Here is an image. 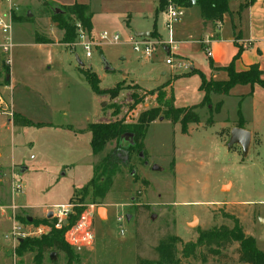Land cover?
I'll use <instances>...</instances> for the list:
<instances>
[{"label": "rangeland", "instance_id": "1", "mask_svg": "<svg viewBox=\"0 0 264 264\" xmlns=\"http://www.w3.org/2000/svg\"><path fill=\"white\" fill-rule=\"evenodd\" d=\"M74 2L89 5L95 32L92 28L91 58L76 41L61 42L64 32L56 16L65 15L74 25L76 19L65 12ZM168 2L159 10V0H15L19 11L12 64L0 56V264H34V254L19 256V245L14 250L6 238L13 215L29 235L25 239L40 238L50 232L44 227L49 224H26L23 218L47 220L44 211L69 202L78 208H97L91 220L95 241L72 248L74 264H136L137 256L154 260L155 248L165 236L195 242L200 232L233 228L235 222L264 252V122L259 129L248 125L260 130V136L253 135L247 156L240 145L228 147L239 110L249 103L242 102V87L228 96L212 95V104L197 110L200 123L191 125L187 135L181 133L180 124L155 120L143 140L144 150L131 154L105 201L83 193L104 157L112 151L124 156L121 150L129 149L124 138L94 156L88 125L134 124L145 110L192 107L203 101L200 76L188 74L193 66L209 78L207 53L198 43L206 38L198 6L183 8L174 27L178 50L171 56L160 46L148 59L129 43L135 34H152L155 26L150 39L168 42ZM231 9H236V1ZM223 22L229 27L227 16ZM102 32L119 35V44H99ZM44 40L52 44L37 43ZM169 58L173 65L166 63ZM83 70L96 73L107 94L96 95ZM7 72H12V83ZM116 90L119 93H113ZM16 116L32 125L15 126ZM155 166L162 170L154 171ZM15 183L22 186L21 193L14 192ZM194 219L196 224L190 226ZM238 246H231L222 257L182 264H239ZM178 250L181 257V245ZM53 253L56 259L51 261L48 253L44 264H67L64 253Z\"/></svg>", "mask_w": 264, "mask_h": 264}, {"label": "trees", "instance_id": "2", "mask_svg": "<svg viewBox=\"0 0 264 264\" xmlns=\"http://www.w3.org/2000/svg\"><path fill=\"white\" fill-rule=\"evenodd\" d=\"M175 1H177L178 6L185 8L187 0ZM230 2L231 0H196V6L201 9L203 26L206 27L208 24L218 25L223 22L225 15L230 12ZM166 3L167 0H159V10H163ZM243 8L244 5H241L240 11H242ZM65 12L66 15L76 19V23L71 25L65 15L56 16V21L59 24V29L64 32L61 41L62 44L72 45L78 40V34L75 27L77 23H80L89 34L92 31L90 9L87 5L75 3L72 6L67 7ZM16 18L17 17H15V22ZM154 30L155 31L152 32L151 37H153L157 31L156 26ZM37 43L52 44L49 40H44L42 43H39L38 41ZM203 48L204 50L206 49L205 46ZM240 56L241 50L229 66L218 69L215 68V70L226 73L227 79L225 81L208 79L203 73L196 69L189 70V75L198 74L201 79L199 89L204 94V98L199 105L183 108H174L168 105L164 109L162 107L148 109L139 115L137 122L134 124H126L121 121L118 123L88 125L87 130L91 134V146L94 156L101 155L105 151L107 145L112 141H116L117 144H119L120 139L124 134H133L134 143L132 146H129L128 157H124L125 155L123 156L112 151L101 160V162L95 167L96 174L94 178L83 189L84 195L88 196L89 194H92V199L100 203L105 201L111 187L113 186L114 179L120 173V170L123 167L128 166L130 163L131 154L134 152L139 154L144 150L143 140L150 124L155 120L163 118L170 120L174 124H180L181 133L187 135L191 125L200 123V117L197 110L211 105L212 95L228 96L231 90L236 86L260 85L264 88L263 73L258 64L250 66L246 71H236L235 62ZM209 59L211 58L209 57ZM210 66H213L211 60ZM83 72L85 73L92 91L96 95L103 96L107 94L100 89V80L96 73L89 70H83ZM8 74L9 73L7 72V81H9ZM152 92V95L156 94V91ZM113 93L117 94L119 91L116 90ZM219 104L222 105V103ZM13 124L15 126L32 125V123L26 118L18 116L13 117ZM235 127L243 128L244 125L242 120H240ZM82 211L83 208H77L75 210L76 216L69 221V226L62 231L55 230L54 227H51L50 232L40 238L24 239L18 246L17 254L19 256H23L27 253L34 254V264H44L46 254L50 253L51 255L53 252H60L65 254L67 264H74L76 258L72 247L65 242L64 234L76 223ZM23 219L26 224H31L27 221L26 217ZM33 222L38 224H49L48 220L40 221L33 219ZM234 244L239 245L236 251L239 264H264V252L256 247L255 240L252 237L246 236L241 225L237 222L234 223L233 228L221 226L202 231L195 242L184 243L176 236H165L159 241L155 248L154 260L143 259L140 256H137L136 264H182L184 260L190 259H201L203 262H206L208 258L222 257L223 252L228 250ZM179 245L182 246L181 257L179 256Z\"/></svg>", "mask_w": 264, "mask_h": 264}, {"label": "crops", "instance_id": "3", "mask_svg": "<svg viewBox=\"0 0 264 264\" xmlns=\"http://www.w3.org/2000/svg\"><path fill=\"white\" fill-rule=\"evenodd\" d=\"M233 1H236L235 10L231 9V3ZM75 3L78 2H74L73 4ZM78 4H84L89 7V5L85 3ZM241 5H244L242 11H240ZM226 16L228 17L229 27L224 22L218 25L208 24L206 27L203 26L206 38L201 37L200 42L198 41V43L206 47V53L207 49L212 53L211 59H209L207 55L209 78L206 74L193 66L190 67V70L196 69L203 73L208 79L225 81L227 79L226 73L215 70V68L218 69L229 66L241 50V56L235 62L236 71H246L250 66L258 64L264 79V0H231L230 12L225 15V17ZM93 33L95 34L94 28ZM176 41L179 43L177 39ZM210 60L213 66H210ZM12 77L13 75L11 72L9 75L11 83ZM239 87H242L243 90L242 102L246 100L249 103L246 108L239 110L238 122L242 120L244 125L242 129L250 130L247 127L251 124L259 129L261 127V122H264V88L260 85H246L236 86L231 91L237 90L236 88ZM219 103L223 105V101H219L218 104ZM241 105L240 103V106ZM259 131L260 130H250V133L252 137L253 135H258L259 137ZM38 214H40V212H38Z\"/></svg>", "mask_w": 264, "mask_h": 264}, {"label": "built area", "instance_id": "4", "mask_svg": "<svg viewBox=\"0 0 264 264\" xmlns=\"http://www.w3.org/2000/svg\"><path fill=\"white\" fill-rule=\"evenodd\" d=\"M166 7V22L165 28L169 33L168 42H164L153 39H139L131 38L129 43L133 46V49L136 53L141 54L145 58H152L156 53L157 47H163L168 55H172L173 52L178 50V42L175 39V24L178 23L183 15V8L177 6L173 0H168ZM18 7L15 3V0H0V56L1 60L8 64H12L11 56L15 49L14 39H13V28L15 25V17L18 14ZM76 31L78 34L77 45L82 47L86 53L87 58L92 57V49L94 46L95 38L92 39L91 35L86 29L82 27L80 23L76 24ZM112 42L114 44H119L120 37L119 35H110L108 32H102L99 37V44ZM208 57H212V53L207 49ZM168 65H173L172 58H169L166 62ZM179 67H183L182 64H179ZM187 68V67H186ZM14 192L21 193L22 186L19 184H14ZM77 205L73 203H65L54 206L49 209H45V217L49 221V226H44L45 228L54 227L55 230L62 231L69 226V221L71 218L76 215L75 210ZM12 210L15 212L17 207L14 205ZM97 212V208L89 206L87 209L84 207L82 213L80 214L78 221L71 226L64 234V240L72 248H79L91 245L95 241V235L92 232L93 223L92 218L93 214ZM52 214L51 218H48L49 214ZM75 217V216H74ZM121 221V218H119ZM13 227L6 236L7 240H10L13 244L14 250L20 244L22 240L27 238L29 235L23 231L19 223L16 221L15 215H13ZM39 232H42L39 230ZM14 259L16 254L14 253Z\"/></svg>", "mask_w": 264, "mask_h": 264}, {"label": "water", "instance_id": "5", "mask_svg": "<svg viewBox=\"0 0 264 264\" xmlns=\"http://www.w3.org/2000/svg\"><path fill=\"white\" fill-rule=\"evenodd\" d=\"M195 5H196V0H187L185 7H193ZM56 12H58L59 14L61 13L60 11H56ZM135 37L139 38V39H149L151 37V35H150V33H139V34L135 35ZM77 60H78L79 64L81 66H83L82 62L79 60L78 57H77ZM106 69L107 70L110 69V67L107 64H106ZM8 80H9V77H8ZM160 119L163 120V118H160ZM124 138L126 139V141H128L127 143L129 144V146L133 145V143H134V135L133 134H129V133L124 134L120 139V144L123 142ZM251 142H252V134L249 131L242 129V128H234L231 132V135H230V141H229L228 147L231 148V147H233V145H240L242 150H243L244 156H247L249 149H250V146H251ZM121 151H123L124 155L126 157H128V150L127 149L121 150ZM141 156H143V153L141 154ZM153 170L154 171H161L162 169L155 166V167H153ZM51 217H52V214L50 213L48 218H51ZM26 219L29 223L33 222V218L30 216H26ZM127 219L130 221L129 216L127 217ZM196 222H197V219H194V221L192 223H190V226H194L196 224ZM50 259H51V261H54L56 259V254L55 253L51 254Z\"/></svg>", "mask_w": 264, "mask_h": 264}]
</instances>
